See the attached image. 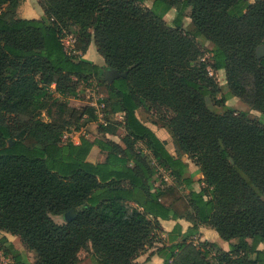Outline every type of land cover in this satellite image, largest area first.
<instances>
[{
  "label": "trees",
  "instance_id": "1",
  "mask_svg": "<svg viewBox=\"0 0 264 264\" xmlns=\"http://www.w3.org/2000/svg\"><path fill=\"white\" fill-rule=\"evenodd\" d=\"M22 1L0 0V232L18 237L34 260L2 237L0 264L89 256L138 264L151 248L163 264H264V124L217 99L211 73L223 70L228 92L264 114V56H256L264 0H40L41 17H15ZM199 37L212 47H200ZM92 42L103 66L82 58ZM105 69L126 73L98 100L105 124L94 139L63 141L65 128L98 121L88 105L71 123L66 101L85 93L80 84L102 82ZM140 108L171 135L178 156L138 118ZM117 114L121 122L107 120ZM120 128L119 141L110 138ZM94 147L101 161L90 160ZM182 155L202 174L198 191ZM70 209L73 219L54 222ZM179 219L191 226L182 234L176 224L162 238L160 221ZM200 226L228 249L189 241Z\"/></svg>",
  "mask_w": 264,
  "mask_h": 264
},
{
  "label": "rangeland",
  "instance_id": "2",
  "mask_svg": "<svg viewBox=\"0 0 264 264\" xmlns=\"http://www.w3.org/2000/svg\"><path fill=\"white\" fill-rule=\"evenodd\" d=\"M144 6L146 7H151V3L149 1H146L143 3ZM41 6H40V0H23L19 7L17 8V11L15 13V17H27V18H32V17H38L41 13ZM190 13V8L186 9L185 11V17L183 19V30L184 31H189L191 28V21L190 18L188 17ZM175 16V9H171L165 16L164 19L167 21L168 24H171L173 18ZM76 32H77V27H73L72 31L69 34H66V37L64 38L63 42L65 44V47L67 49L68 52H71L72 49L74 48V40H75V36H76ZM197 42L199 44L200 47L203 48H211L212 44L210 42H208L207 40H205L203 37H199L197 38ZM95 45L93 44V42L91 43L90 49H89V53L90 52H96L95 51ZM213 73V76L220 88L219 94L217 95V99H220L221 97H223L225 99V105L235 109L236 111L240 112V111H246L249 113L250 117L253 118H257L261 123L264 124V114H260L258 111L254 110L251 108L250 105H248L247 103H245L244 101H242L241 99L232 96L229 92H228V87L226 84V80H225V74L223 70L220 71H216V72H211ZM102 82L100 81H92V83H90V85H82L80 84L78 88H85V93L81 94L79 97H75V98H68L67 105L69 106V109L67 111V118L71 123H74L75 117L78 116L80 109H82L84 106H88L90 105L95 99H100L103 98V96H105L106 94V90H105V84L107 83L106 79H104V76L102 75L101 78ZM84 92V90H83ZM207 102V106L208 108L216 113L222 112L223 108L220 105H217V103L215 102V99H211V98H207L206 99ZM137 116L138 118L144 122L147 126H150L153 128V130H158L157 128H162L161 123L159 121H157V119L152 116L150 113L146 112L143 108H140L137 111ZM41 119L45 122L50 121L49 118L47 117L46 112H42L41 114ZM107 120L111 121V122H121L122 121V115L121 114H117V115H113V116H108ZM97 123L96 122H91L86 124V126L83 128L85 129V133L87 134V137L90 139H94L95 136L98 135L97 133ZM82 129V128H81ZM164 129V128H162ZM165 130V129H164ZM63 135H66L65 137H62V140L67 142L69 140H71L77 133L79 130H76L74 128V125L67 127L63 130ZM166 134V148L170 151V152H174L175 147L173 145V141H172V137L170 134H168L167 130H165ZM123 135V131L120 129H118L117 133L115 136H111L110 138L119 141V139L121 138V136ZM73 140V139H72ZM186 156V155H185ZM187 158V156H186ZM103 159V156L98 152V150H94L91 152V156H90V160L91 161H101ZM188 162L192 163L190 159H188ZM189 172V171H188ZM190 174H194V172H189ZM194 176V175H193ZM203 186L200 185V187ZM187 190L183 191V193H186ZM52 219L54 220V222L61 224L66 222V219L64 218L63 215L61 216H51ZM2 237H6L7 240L9 242H11L14 246L15 249L21 251L25 257L27 258L29 263H32L34 260V254L28 250H26L21 241L19 240L18 237L12 236L8 233H2L0 232V239ZM196 237V235H195ZM195 237L193 236V238L195 239ZM223 248H227L228 245H226V243H224ZM150 249H148L149 251ZM146 252L147 254L149 252ZM214 254L216 252L215 249H213L212 251ZM145 254V253H144ZM142 254V255H144ZM0 261L5 262V259L2 257L1 253H0ZM78 264H97L96 259L93 256H89L87 258H85L82 262L78 263Z\"/></svg>",
  "mask_w": 264,
  "mask_h": 264
},
{
  "label": "crops",
  "instance_id": "3",
  "mask_svg": "<svg viewBox=\"0 0 264 264\" xmlns=\"http://www.w3.org/2000/svg\"><path fill=\"white\" fill-rule=\"evenodd\" d=\"M41 14L38 17L42 16V10L40 12ZM38 17H32V18H38ZM25 18V17H23ZM27 18V17H26ZM91 44L89 45L88 49L86 50V52L82 55V58L88 61H91L95 64L104 65V60L103 58L96 52H90L89 53V49H90ZM96 49V48H95ZM91 123V122H90ZM88 124V123H87ZM86 126V124L84 125V127ZM150 127V126H149ZM152 130L153 128L150 127ZM158 130H153L157 136L159 138H161L162 140L166 141V134L165 130L162 128H157ZM85 129L82 127V129H80L79 131L85 136L87 137V134L84 131ZM169 134V133H168ZM97 150L95 147L93 148L92 151ZM168 150V149H167ZM169 151V150H168ZM170 152V151H169ZM172 155L174 156H178V153L176 152V150H174V152H170ZM181 159L184 160L185 162H187L188 167H187V171L189 172H194L195 173L192 175L193 179L195 180V183L193 185L194 190L198 191L200 189V185H202V182H198V180L202 179V174L198 171L197 167L193 164L188 162V158H186L185 155L181 156ZM162 229L164 231V233L161 235L162 238H165L166 233L171 232L174 228V226L176 224H179L181 226V232L182 234L184 232H186V230L188 229V227L191 226V223L184 220V219H179L177 221H173V220H161L160 221ZM4 233V232H2ZM196 235V237H195ZM193 236L195 237V239L193 238ZM189 241H193L195 243L197 242H201V241H207V242H212V243H217L222 249L227 250L228 247L225 249L223 248V244L226 243V245H228L229 243L226 241H223L222 239H220V237L218 236V234L216 233V231L208 226H200L198 229V232L194 233L193 235H190L188 237ZM232 243H235L236 240H231ZM259 250H263L264 251V243H261L258 245L257 247ZM155 250V248H151L147 253H145L144 255L139 256L136 259V263L138 264H163V260L158 257L156 254H152L151 252H153Z\"/></svg>",
  "mask_w": 264,
  "mask_h": 264
},
{
  "label": "water",
  "instance_id": "4",
  "mask_svg": "<svg viewBox=\"0 0 264 264\" xmlns=\"http://www.w3.org/2000/svg\"><path fill=\"white\" fill-rule=\"evenodd\" d=\"M256 56L258 59L264 56V48L263 46H260L256 51ZM104 79H106L107 83L110 84L114 79L125 77L126 73H119L118 71L114 69H105L103 71ZM75 211L74 209H70L67 211L63 216L66 219V221H69L75 217Z\"/></svg>",
  "mask_w": 264,
  "mask_h": 264
},
{
  "label": "built area",
  "instance_id": "5",
  "mask_svg": "<svg viewBox=\"0 0 264 264\" xmlns=\"http://www.w3.org/2000/svg\"><path fill=\"white\" fill-rule=\"evenodd\" d=\"M98 98L95 99L90 106L94 108L95 110V115L97 116L98 122L100 123H104V116H103V112H102V108L104 107L103 104H99L98 103ZM80 136H84L80 131H78V133L71 139L69 140L70 142H74V143H78L79 142V138ZM62 137L66 138V135H63Z\"/></svg>",
  "mask_w": 264,
  "mask_h": 264
}]
</instances>
